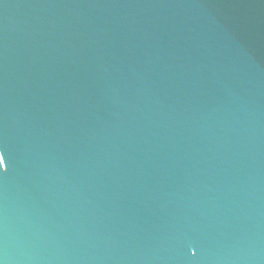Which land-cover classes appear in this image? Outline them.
Here are the masks:
<instances>
[{"label": "water", "instance_id": "water-1", "mask_svg": "<svg viewBox=\"0 0 264 264\" xmlns=\"http://www.w3.org/2000/svg\"><path fill=\"white\" fill-rule=\"evenodd\" d=\"M0 264H264V0H0Z\"/></svg>", "mask_w": 264, "mask_h": 264}]
</instances>
